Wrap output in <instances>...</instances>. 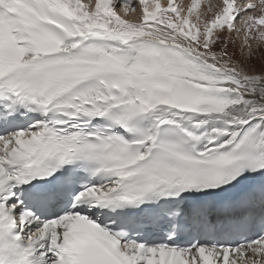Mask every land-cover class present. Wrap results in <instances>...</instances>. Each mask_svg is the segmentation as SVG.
Segmentation results:
<instances>
[{
	"label": "snow or ice",
	"instance_id": "1",
	"mask_svg": "<svg viewBox=\"0 0 264 264\" xmlns=\"http://www.w3.org/2000/svg\"><path fill=\"white\" fill-rule=\"evenodd\" d=\"M0 264H264V0H0Z\"/></svg>",
	"mask_w": 264,
	"mask_h": 264
},
{
	"label": "rangeland",
	"instance_id": "2",
	"mask_svg": "<svg viewBox=\"0 0 264 264\" xmlns=\"http://www.w3.org/2000/svg\"><path fill=\"white\" fill-rule=\"evenodd\" d=\"M203 2H204L205 4H207V3H212V4H216V3H218L217 0H203Z\"/></svg>",
	"mask_w": 264,
	"mask_h": 264
},
{
	"label": "bare ground",
	"instance_id": "3",
	"mask_svg": "<svg viewBox=\"0 0 264 264\" xmlns=\"http://www.w3.org/2000/svg\"><path fill=\"white\" fill-rule=\"evenodd\" d=\"M184 2H185V3H187V2H188V0H184ZM203 3H204V2H203Z\"/></svg>",
	"mask_w": 264,
	"mask_h": 264
}]
</instances>
